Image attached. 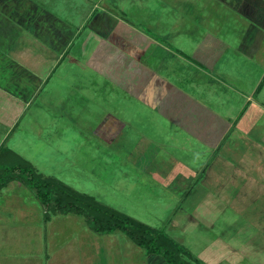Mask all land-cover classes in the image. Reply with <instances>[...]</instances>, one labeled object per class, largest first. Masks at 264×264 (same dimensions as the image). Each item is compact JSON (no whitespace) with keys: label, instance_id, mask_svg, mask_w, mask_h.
<instances>
[{"label":"crops","instance_id":"1","mask_svg":"<svg viewBox=\"0 0 264 264\" xmlns=\"http://www.w3.org/2000/svg\"><path fill=\"white\" fill-rule=\"evenodd\" d=\"M210 1V9L216 12L225 5L229 6L234 14L233 17L231 15L233 21L225 25L232 27L233 35L243 37L242 45L251 41L255 44L260 41L264 45V0ZM82 2L87 4L86 0ZM179 2L180 0H161L159 6L172 13L176 12L173 8ZM184 2L192 3L193 0ZM47 3H55V0H0V125L3 126L0 155L9 158L15 157L14 152L19 154L9 146H6L9 150L2 149L9 131L18 125L19 118L30 104L29 100L40 91L64 58L70 56L74 60L82 56L108 83L121 88L124 102L122 110H130L129 107H132L140 115L147 112L152 117L151 122L155 124L166 119L182 129L175 135H185V141L188 142L195 138L204 140L211 130L218 132L217 141L211 143V157L203 165L199 176L204 192L194 209L188 211V217L200 220L201 216L208 213L211 219V213L215 210H226L228 207L230 213L234 214L232 217L228 216L230 220L247 221L256 227L255 230L260 229V232L256 231L251 236H262L264 100H260L255 94L264 85V56H219L218 48L224 51L228 45L225 36L219 33V28L212 25L211 21H203L208 29L206 33L202 31L200 37H194L191 30L194 23L173 22L176 17L169 21V26L159 27V32L156 33L166 34L171 42H177L179 37L195 42L196 46L186 51L184 42H179L181 44L175 48L162 42L158 36L139 32L129 21L118 17L112 8L102 4L101 0L90 6L88 1V7L82 10V16L79 17L60 13ZM194 4L200 9L202 1L194 0ZM184 11L189 13L187 8ZM235 16L237 20L234 19ZM118 28L133 29L135 35L142 37L143 44L133 52L135 56L122 47L114 49L113 36ZM147 43L153 46V51H149V54L146 50ZM73 44H79L77 50L71 48ZM252 58L261 65V71L254 74V80L249 86L244 89L243 83L236 86L225 80V76L241 74V62ZM222 91H230L228 104L226 97L220 95ZM234 94L242 95L246 99L244 103L240 99H237L239 106L231 102L236 100ZM131 96L139 103V107L130 101ZM229 108H233V111ZM155 116L160 122H157ZM110 118H113L108 121L111 126L115 123L123 126L130 123L125 116L121 120L113 115ZM143 135L149 141L145 148H137L133 155L137 158L158 156V145L152 143L151 137ZM151 147L153 150H149ZM191 169L182 161L172 164L168 170V181L178 179L184 173L190 172L192 177L193 174H198ZM190 180L193 182V178H189ZM17 181L21 185H27ZM195 187L193 185L191 188ZM188 188L189 194L195 196V189L192 190L190 185ZM200 207L203 211L198 214ZM226 215L219 213V217L223 219L220 221H225ZM51 218L52 215L50 218L45 217V220ZM256 223L261 224V227H257ZM49 233L22 228L13 218L0 215V264H97V242L86 244L87 242L80 241L77 245H72L74 242H64L51 246L47 240ZM31 236H40V243L29 246L28 239ZM227 237L229 236L219 234L216 240L209 243L216 244L218 248L227 246L238 254L237 249L242 248L243 244L237 242V239L230 240L235 237ZM144 251L148 255H155L147 253L145 249ZM226 253L229 252H223L216 259L198 256L207 264H220V258ZM240 256L239 261L245 255ZM254 258L253 264L264 263V255Z\"/></svg>","mask_w":264,"mask_h":264},{"label":"rangeland","instance_id":"2","mask_svg":"<svg viewBox=\"0 0 264 264\" xmlns=\"http://www.w3.org/2000/svg\"><path fill=\"white\" fill-rule=\"evenodd\" d=\"M88 1L89 6L100 3V0H86L87 4L82 0H55V3L47 4L60 13L79 17L82 16V10L88 7ZM160 1L157 3V0H101V3L112 8L118 17L129 21L139 32L158 36L162 42L169 43L175 48L181 44L179 42H184L183 47L190 51L196 44L185 37H179L174 43L166 34L156 33L159 32V27L169 26V21L174 20V17L176 19L173 22L178 21L179 24L194 23V28L191 29L194 37H200L202 31L206 33L208 28L205 23L211 21L212 25L219 28V33L225 36L228 45L224 51L218 48L219 56H264V45L260 41L257 44L251 41L242 45L243 37L233 35L232 27L225 25L231 23L234 16L228 5L224 6L226 9L222 7L216 12L210 9L212 8L210 0H195L202 1L200 9L194 4V0L192 3L180 0L179 5L173 8L176 12L169 13L160 8ZM186 8L189 13L184 11ZM234 19L237 20L236 16ZM127 28H118L114 34V49L122 47L135 56L133 52L142 46L143 40L141 36L133 33V29ZM78 45L73 44L71 48L77 50ZM146 50L149 54V51H153V46L147 43ZM71 58L73 57L66 56L40 91L29 100L30 104L19 118L18 125L9 131L4 146L15 149L29 159L37 171L55 176L161 229L196 255L216 259L223 252H229L220 258L218 262L220 264H253L254 257L264 255V233L259 237L251 236L256 231L260 232V229L255 230L256 227L244 220H230L228 216L232 217L234 214L230 213L228 207L226 210H215L211 213L213 219H209L208 213L201 216L200 220L188 217V211L194 209L204 192L199 183V176L203 165L211 157L213 151L211 143L217 141L218 132L211 130L206 136L208 138L205 137L204 140L195 138L188 142L185 141V135H175L182 129L164 117L160 122L155 116L157 122H160L155 124L151 122L152 117L147 112L140 115L132 107H129L130 110H122L124 102L121 88L108 83L91 64L83 60L82 56L74 60ZM240 67L241 74L225 76V80L236 86L243 83L245 89L254 80V74L261 71V65L252 58L242 61ZM229 92L220 93L226 97L227 104L231 95ZM234 95L236 100L233 99L231 102L237 106H239L237 99L242 103L246 100L240 94ZM255 96L264 100V85ZM130 101L139 107L133 96L130 97ZM229 109L233 111V108ZM112 115L120 120L125 116L130 123L116 126L113 130L116 133L118 128L119 133L110 138L112 130L108 126V121L113 119L110 118ZM1 128L2 125L0 134L3 131ZM143 134L151 137L152 143L158 145V156L137 158L133 155L137 148H145L149 141ZM149 150H153V147ZM6 159L7 162L4 160L5 163L2 165L16 161L13 156ZM181 161L198 174H193L192 177L190 172L184 173L178 179L169 182V168ZM189 178H193L194 184ZM17 182L13 180L0 190V215L13 218L22 228L50 232L47 240L51 246L64 242H74L72 245H77L80 241L87 242L86 244L97 242V264H168L162 255L146 254L144 249L123 231L110 233L95 231L86 218L76 212L62 214L51 211V220H45L43 205L38 201L34 190L19 182L18 185ZM189 185L190 188L196 186L193 188L195 196L189 194ZM201 209L202 207L199 208L198 214L203 211ZM219 213L227 214L225 221H220L223 219L219 217ZM256 225L261 227L259 226L261 224ZM219 234L229 236L227 239L235 237L230 240L237 239V242L243 244L242 248L237 249L238 254L227 246L218 248L216 244L209 243L216 240ZM28 240L29 246L33 247V244L35 246L40 243L41 238L31 236ZM242 254L245 256L242 257ZM239 255L242 257L240 261ZM93 259L95 261V257Z\"/></svg>","mask_w":264,"mask_h":264},{"label":"trees","instance_id":"3","mask_svg":"<svg viewBox=\"0 0 264 264\" xmlns=\"http://www.w3.org/2000/svg\"><path fill=\"white\" fill-rule=\"evenodd\" d=\"M118 125L120 124L115 123L112 126L108 124L112 130L110 138L119 133L118 128L116 133L113 130ZM6 148L8 147H2L3 150ZM14 154L16 161H10L9 165H2L8 157L0 155V188L11 180L24 182L34 190L35 196L43 205L46 218H50L51 211L76 212L83 215L90 227L99 232L124 231L147 253L162 255L168 264H207L188 247L161 229L55 176L37 171L30 160L15 152Z\"/></svg>","mask_w":264,"mask_h":264}]
</instances>
